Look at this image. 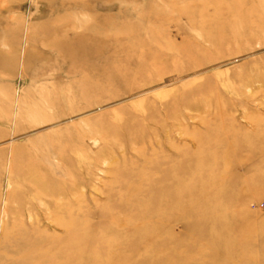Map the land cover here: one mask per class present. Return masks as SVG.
I'll return each instance as SVG.
<instances>
[{"label":"rangeland","instance_id":"374dc122","mask_svg":"<svg viewBox=\"0 0 264 264\" xmlns=\"http://www.w3.org/2000/svg\"><path fill=\"white\" fill-rule=\"evenodd\" d=\"M0 264H264V0H0Z\"/></svg>","mask_w":264,"mask_h":264}]
</instances>
